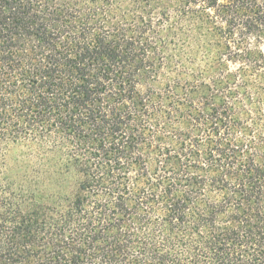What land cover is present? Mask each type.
Listing matches in <instances>:
<instances>
[{
	"label": "trees",
	"instance_id": "1",
	"mask_svg": "<svg viewBox=\"0 0 264 264\" xmlns=\"http://www.w3.org/2000/svg\"><path fill=\"white\" fill-rule=\"evenodd\" d=\"M264 0H0V264H264Z\"/></svg>",
	"mask_w": 264,
	"mask_h": 264
},
{
	"label": "rangeland",
	"instance_id": "2",
	"mask_svg": "<svg viewBox=\"0 0 264 264\" xmlns=\"http://www.w3.org/2000/svg\"><path fill=\"white\" fill-rule=\"evenodd\" d=\"M263 50H264V46H263Z\"/></svg>",
	"mask_w": 264,
	"mask_h": 264
}]
</instances>
